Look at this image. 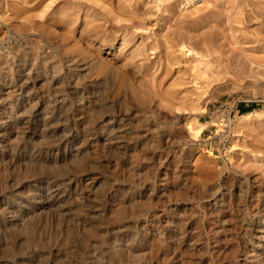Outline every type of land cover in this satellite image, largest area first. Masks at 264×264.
Listing matches in <instances>:
<instances>
[{
    "label": "rangeland",
    "instance_id": "obj_1",
    "mask_svg": "<svg viewBox=\"0 0 264 264\" xmlns=\"http://www.w3.org/2000/svg\"><path fill=\"white\" fill-rule=\"evenodd\" d=\"M260 64L264 0H0V264H264Z\"/></svg>",
    "mask_w": 264,
    "mask_h": 264
},
{
    "label": "bare ground",
    "instance_id": "obj_2",
    "mask_svg": "<svg viewBox=\"0 0 264 264\" xmlns=\"http://www.w3.org/2000/svg\"><path fill=\"white\" fill-rule=\"evenodd\" d=\"M201 2H202V0H200ZM158 2V1H157ZM185 10V9H184ZM229 23V22H228ZM95 26V25H94ZM98 26V25H97ZM93 28H95V27H93ZM96 33V32H95ZM99 33V32H98ZM98 33H97V35H98ZM80 34V33H79ZM96 35V34H95ZM99 36V35H98ZM97 36V37H98ZM95 37V36H94ZM96 37V38H97ZM123 37V36H122ZM95 38V39H96ZM122 39V38H121ZM123 39H124V37H123ZM127 39V38H126ZM126 39L124 40V41H126ZM97 40V39H96ZM236 40V39H235ZM104 41V40H103ZM237 41V40H236ZM237 43V42H236ZM186 44V43H185ZM184 43L183 44H181L180 45V50L183 52V53H185V54H194L197 58L196 59H194V61H193V68H192V72L196 75V76H198V77H205L206 79L209 77V74H211L212 76H219V72H217V70H214L213 69V64L209 61V55H208V53H204V52H198V51H195V50H193V49H191V48H189L188 46H186ZM92 45H94V44H92ZM100 46V45H99ZM138 46V45H137ZM140 46V45H139ZM81 47V46H80ZM97 47V46H96ZM145 47V46H144ZM179 47V46H178ZM94 48H95V46H94ZM99 48V47H98ZM123 48V47H122ZM80 49V48H79ZM96 50V49H95ZM244 50V49H243ZM242 50V51H243ZM93 52V51H92ZM76 53V52H75ZM95 53V52H94ZM245 53V52H244ZM101 54V53H100ZM75 55V54H74ZM132 55V54H131ZM218 55V54H217ZM44 56V55H43ZM76 56V55H75ZM96 56V55H95ZM192 56V55H191ZM248 56V55H247ZM249 56L251 57V54L249 53ZM77 57V56H76ZM74 58V56L71 58H69V59H73ZM80 59V58H79ZM82 59V58H81ZM78 60V59H77ZM76 60V61H77ZM247 60H249V59H247ZM70 61V60H69ZM220 61V60H219ZM245 61V60H244ZM252 61V60H251ZM250 61V63H252ZM68 62V61H67ZM72 62H73V60H72ZM249 62V61H248ZM247 62V63H248ZM75 63V62H74ZM95 63H97V62H95ZM218 63V62H217ZM221 63V62H220ZM245 63V62H244ZM255 63V62H254ZM64 64V63H63ZM87 64V63H86ZM139 64V63H138ZM78 65V64H77ZM88 65V64H87ZM90 65V64H89ZM262 65H264V64H260L259 66H262ZM79 66V65H78ZM94 66H95V64H94ZM225 66H226V64H225ZM74 67V66H73ZM87 67V66H86ZM91 69H93V68H91ZM223 69V68H222ZM221 69V70H222ZM229 69V68H228ZM104 70V69H103ZM139 70V69H138ZM225 71H226V69H224ZM250 70V73H252L251 72V69H249ZM93 71V70H92ZM100 70L98 69V71H96L97 73L99 72ZM191 71V70H190ZM224 71V72H225ZM245 72H246V70H244ZM229 73H231V71L229 72ZM228 73V74H229ZM85 74V73H84ZM94 74V73H93ZM102 74H103V71H102ZM149 74V73H148ZM234 74V73H233ZM244 74V73H243ZM97 75V74H96ZM108 75V74H107ZM245 75V74H244ZM253 75H255V74H253ZM86 76V75H85ZM248 78H249V75H246ZM76 77V76H75ZM78 77V76H77ZM89 77V76H88ZM87 77V78H88ZM102 77H104V76H102ZM140 77V76H139ZM220 77V76H219ZM92 78H94V77H92ZM221 78V77H220ZM244 78V77H243ZM96 79V78H95ZM137 79H139V78H137ZM208 79H210V77L208 78ZM99 80H101V79H99ZM98 80V81H99ZM103 80V79H102ZM106 81V80H105ZM74 82V81H73ZM90 82V81H89ZM91 83V82H90ZM96 83H97V81H96ZM203 83V82H202ZM205 83V82H204ZM91 84H93V83H91ZM198 84V83H197ZM124 85V84H123ZM90 86H93V85H90ZM95 86V85H94ZM105 87V86H104ZM119 87V86H118ZM95 88V87H94ZM100 89V88H99ZM60 90V89H59ZM106 90V89H105ZM117 90V89H116ZM124 90V89H123ZM62 91V90H61ZM97 91V90H96ZM99 91V90H98ZM134 91V90H133ZM60 92V91H59ZM122 92V91H121ZM124 92V91H123ZM126 92V91H125ZM94 93H96V92H94ZM127 93V92H126ZM135 93V92H134ZM91 94V93H90ZM104 95V94H103ZM100 96V95H99ZM102 96V95H101ZM113 96H115V95H113ZM133 96V95H132ZM134 96H136V95H134ZM124 97V96H123ZM102 98V97H101ZM102 99H104V98H102ZM121 99V98H120ZM124 99H125V97H124ZM97 100V99H96ZM105 100V99H104ZM120 101V100H119ZM141 101V100H140ZM91 102H96V101H91ZM112 103V102H111ZM124 103V102H123ZM105 104V103H104ZM93 105V104H92ZM103 106V105H102ZM88 109V108H87ZM92 109H95V108H92ZM102 109V108H101ZM126 109V108H125ZM204 109V108H203ZM104 111V110H103ZM88 112V111H87ZM85 114V113H84ZM252 113L251 112H246V113H244V114H241L239 117H238V119H241V120H243V119H246V118H248L250 115H251ZM89 115V114H88ZM102 117V116H101ZM92 120V119H91ZM219 120L220 119H217V120H215L216 121V124H217V127L220 129V128H222L223 126H224V124L223 123H219ZM126 122V121H125ZM199 122V121H198ZM201 122V121H200ZM198 123L197 124V127L195 128V130H194V133L196 132V134H198L199 135V133L205 128V125L203 124V123ZM91 123H93V121L91 122ZM86 126V125H85ZM217 128V129H218ZM109 130V129H108ZM113 131V130H112ZM222 131V130H221ZM42 132V131H41ZM108 137V136H107ZM108 138H110V137H108ZM111 144V143H110ZM117 146V145H116ZM119 146V145H118ZM35 153V152H34ZM93 155V154H92ZM95 155V154H94ZM116 155V154H115ZM43 156V155H42ZM119 156V155H118ZM88 159V158H87ZM86 159V160H87ZM86 162V161H85ZM79 164H81V163H79ZM43 168V167H42ZM120 208V210L122 209V207L120 206L119 207ZM116 210V209H115ZM123 211H124V209H123ZM117 212V211H116ZM123 214H124V212H122ZM130 213V212H129ZM114 214H115V212H114ZM125 215V214H124ZM122 217V216H121ZM137 223V222H136ZM35 234V233H34ZM90 235H92V234H90ZM22 238V237H21ZM28 243V242H27ZM30 243V242H29ZM161 244V243H160ZM65 245V244H64ZM27 247V246H26ZM30 247V246H29ZM39 250V249H38ZM179 251V250H178ZM113 253V252H112ZM142 253V252H141ZM141 253H139V254H141ZM146 253V252H145ZM145 253H143V254H145ZM14 254V253H13ZM150 255V254H149ZM140 257V256H139ZM177 257V256H176ZM122 258H123V256H122ZM167 258V257H166ZM121 259V258H120ZM15 260V259H14ZM141 260V259H140Z\"/></svg>",
    "mask_w": 264,
    "mask_h": 264
},
{
    "label": "trees",
    "instance_id": "obj_3",
    "mask_svg": "<svg viewBox=\"0 0 264 264\" xmlns=\"http://www.w3.org/2000/svg\"><path fill=\"white\" fill-rule=\"evenodd\" d=\"M247 111H250V108H244V109H240L239 110V113H244V112H247Z\"/></svg>",
    "mask_w": 264,
    "mask_h": 264
}]
</instances>
